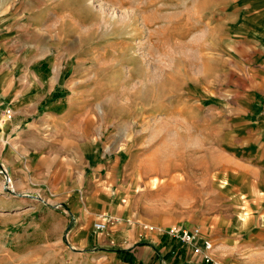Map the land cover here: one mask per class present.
Segmentation results:
<instances>
[{"label":"rangeland","instance_id":"374dc122","mask_svg":"<svg viewBox=\"0 0 264 264\" xmlns=\"http://www.w3.org/2000/svg\"><path fill=\"white\" fill-rule=\"evenodd\" d=\"M216 2L0 0V41L27 55L13 89L58 75L24 121L0 99L16 114L0 118V264H264V74L226 49ZM127 44L146 81H122ZM180 224L201 227L209 262L168 251L160 230Z\"/></svg>","mask_w":264,"mask_h":264},{"label":"crops","instance_id":"0c3cea01","mask_svg":"<svg viewBox=\"0 0 264 264\" xmlns=\"http://www.w3.org/2000/svg\"><path fill=\"white\" fill-rule=\"evenodd\" d=\"M1 1L4 3L9 0ZM216 1V6L218 7V23H220L218 27L223 31V33H219V35L225 39L227 46L226 49L228 51L242 53V60L243 62L245 61L244 66L247 65L258 68L260 74H264V0ZM7 4L8 3H6V5ZM10 56L11 50L9 46L6 44L4 45V43L0 41V99L13 103L17 110V115L14 111V114L16 115L15 120L16 122H21L22 120L24 121V118L30 117V113L32 111H37L41 102L49 97L48 95H50L54 89V84L57 82L58 75L53 74L48 78L49 80L47 81L46 88L42 85L36 87L35 85L26 84L25 82L20 86L22 89H20L21 91L19 92L16 88L13 89V82L16 79L14 78V74L12 72V66L17 63L25 64L27 61L25 62L24 60L27 55H22L21 58H14V62ZM52 57H48L51 63L53 62L51 61ZM56 58L57 56L54 58V63H52V65L57 63ZM27 78L29 79V77ZM39 79H42V76H40ZM47 87L49 91H47ZM38 88H40V91ZM61 104L63 103H53L51 110L53 107L58 110ZM55 109L50 112V117L53 119L52 125L64 126L67 122L69 113L57 112ZM33 142L34 140L32 138H27L25 142H23L24 144L27 143L28 145L27 151L31 152L33 150V148L30 147ZM24 149H26V147ZM60 178L62 181L57 186V190L55 191L58 193V196L63 195L69 190V183L72 181L68 172L64 170ZM67 195L70 197L69 193H67ZM79 202H82L83 205L91 204L89 197L86 196ZM81 212L82 209L79 210V214L81 223H83V225L77 228L75 236L83 235L82 233L85 230V225L88 222V218L86 216L87 214L84 215L85 212ZM175 245L179 244L174 240L173 242L171 241V247L168 251L172 250ZM179 246L181 247L182 245Z\"/></svg>","mask_w":264,"mask_h":264},{"label":"built area","instance_id":"2783aa9c","mask_svg":"<svg viewBox=\"0 0 264 264\" xmlns=\"http://www.w3.org/2000/svg\"><path fill=\"white\" fill-rule=\"evenodd\" d=\"M0 116L6 120H11L14 116L13 109L10 106L3 108L0 105ZM6 182L9 183V180ZM106 227V221H98L95 223L94 228L97 230H104ZM145 229L150 231H158L160 229H155L153 226H146ZM161 234L168 235L179 245L184 247L191 248L197 255L200 254L203 256L204 261L209 262L211 260L209 256V251L212 250L213 244L208 240L204 235L201 227L197 226H184L180 225H171L168 227H163L160 230Z\"/></svg>","mask_w":264,"mask_h":264},{"label":"bare ground","instance_id":"6f19581e","mask_svg":"<svg viewBox=\"0 0 264 264\" xmlns=\"http://www.w3.org/2000/svg\"><path fill=\"white\" fill-rule=\"evenodd\" d=\"M109 16V15H108ZM111 17V16H110ZM109 18V17H108ZM98 19V21L100 22V19H101V16L100 17H98L97 18ZM105 19H106V17H103V22H105ZM114 19V18H113ZM134 20H135V18H134ZM117 21V20H116ZM135 23H136V21H135ZM124 27L125 28H127L128 29V27H132L133 28V24H134V21H133V19H128V21H124ZM122 24V25H123ZM143 28V27H142ZM113 29H117V28H115V27H113ZM136 31V30H135ZM138 33V32H137ZM24 34V33H23ZM141 34V33H140ZM137 35V34H136ZM18 36V35H17ZM25 36H27V35H24V36H22L21 38H20V43L22 42L21 40L22 39H24V37ZM19 37V36H18ZM26 38V37H25ZM23 43V42H22ZM21 43V44H22ZM118 44V43H117ZM75 49V48H74ZM122 52V51H121ZM123 54H128V58H126L125 59V62H123L122 63V66L121 67H118V68H122V67H127L129 70H128V75H126V72L123 70L121 73H122V76H123V79H122V81L124 80V84L125 85H129V84H132L135 80H140V82H143V81H146L147 80V77L148 76H146V74H145V68H144V65H143V61L138 57V56H136L135 54H134V50H133V47H132V45L131 44H127V47H125L124 48V50H123V52H122ZM122 54V55H123ZM123 58H124V56H123ZM122 59V58H121ZM120 63H121V61H120ZM119 63V64H120ZM89 65V64H88ZM121 65V64H120ZM119 65V66H120ZM92 66V65H91ZM84 67V66H83ZM117 68V69H118ZM123 69V68H122ZM79 70V69H78ZM86 71H87V69H85ZM98 70V69H97ZM207 70V69H206ZM89 71H90V66H89ZM77 72H79V71H77ZM92 72H94V70L92 71ZM87 73V72H86ZM74 74V73H73ZM90 74V73H89ZM89 74L87 73L86 75H88L89 76ZM84 75V74H83ZM85 75V76H86ZM91 75H92V73H91ZM90 75V76H91ZM94 77L96 78V75H98V73L97 72H95L94 73ZM119 75V74H118ZM77 76V75H76ZM82 76V75H81ZM79 77H80V75H79ZM85 78V77H84ZM89 78V77H88ZM87 78V79H88ZM92 77H90V79H91ZM177 78V77H176ZM179 78V77H178ZM86 79V80H87ZM99 79V78H98ZM81 80V79H80ZM83 80V79H82ZM85 80V81H86ZM84 81V80H83ZM98 81V80H97ZM118 81H119V79H118ZM90 83L92 82V81H89ZM177 82V81H176ZM84 83V82H83ZM97 83V82H96ZM99 83V82H98ZM97 83V84H98ZM124 85V86H125ZM169 85V84H168ZM177 85V84H176ZM156 88V87H155ZM154 88V89H155ZM146 90V89H145ZM156 91H157V89H156ZM175 97V96H174ZM167 98H168V96H167ZM225 189V188H224ZM258 194V193H257ZM260 196V195H259ZM106 221V220H105Z\"/></svg>","mask_w":264,"mask_h":264}]
</instances>
